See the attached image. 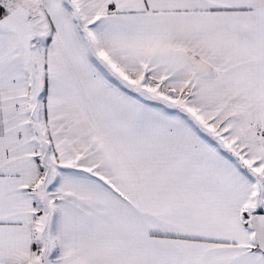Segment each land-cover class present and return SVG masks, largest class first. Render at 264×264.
<instances>
[{"label":"snow or ice","instance_id":"6c2138e0","mask_svg":"<svg viewBox=\"0 0 264 264\" xmlns=\"http://www.w3.org/2000/svg\"><path fill=\"white\" fill-rule=\"evenodd\" d=\"M0 264H264V0H0Z\"/></svg>","mask_w":264,"mask_h":264}]
</instances>
